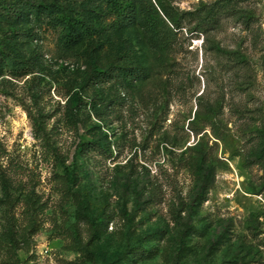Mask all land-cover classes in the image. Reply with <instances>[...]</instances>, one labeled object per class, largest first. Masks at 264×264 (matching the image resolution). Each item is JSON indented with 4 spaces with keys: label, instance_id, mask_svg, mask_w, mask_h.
I'll use <instances>...</instances> for the list:
<instances>
[{
    "label": "rangeland",
    "instance_id": "1",
    "mask_svg": "<svg viewBox=\"0 0 264 264\" xmlns=\"http://www.w3.org/2000/svg\"><path fill=\"white\" fill-rule=\"evenodd\" d=\"M49 1L0 0V45L21 61L0 75V264H264V0L209 32L186 21L141 92L118 71L141 56L135 30L103 31L97 3L100 31L67 50L30 12Z\"/></svg>",
    "mask_w": 264,
    "mask_h": 264
},
{
    "label": "trees",
    "instance_id": "2",
    "mask_svg": "<svg viewBox=\"0 0 264 264\" xmlns=\"http://www.w3.org/2000/svg\"><path fill=\"white\" fill-rule=\"evenodd\" d=\"M60 0L49 2H35L30 12L36 21L59 28L58 41L67 50H72L93 34L100 31L93 22L96 17L94 4L104 5L103 15L113 16L112 21L103 26V31H111L117 35L118 31L133 29L137 35V43L141 56L139 59L119 66L118 71L122 79L132 88L140 92L154 78L159 69L168 64V57L174 54L179 46V34L183 31L186 21L194 22V31L209 32L220 22L221 13L230 9L239 0H217L211 5H203L192 11L179 12L173 8H166L160 0ZM2 6V16L14 19L16 9ZM161 11V12H160ZM162 13V14H161ZM217 52L227 54L231 68L246 69L247 61L240 52H227L217 47ZM133 48L128 47L126 59L134 58ZM145 57L146 59H141ZM21 61L16 59L10 49L0 45V75L5 67L16 70ZM225 65L224 67H226ZM230 69V67L228 66ZM170 92L176 94L183 84L179 73L175 77L166 79ZM136 255L141 254L136 249Z\"/></svg>",
    "mask_w": 264,
    "mask_h": 264
}]
</instances>
